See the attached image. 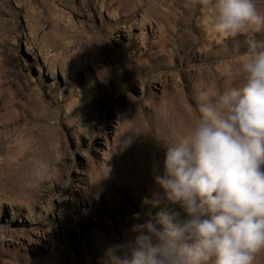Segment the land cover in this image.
Segmentation results:
<instances>
[{
	"label": "rangeland",
	"instance_id": "374dc122",
	"mask_svg": "<svg viewBox=\"0 0 264 264\" xmlns=\"http://www.w3.org/2000/svg\"><path fill=\"white\" fill-rule=\"evenodd\" d=\"M206 10L0 0V264H105L109 246L134 238L135 213L186 218L154 180L166 145L191 126L201 90L241 82L250 40L264 51V30L225 39ZM34 157L50 168L33 188Z\"/></svg>",
	"mask_w": 264,
	"mask_h": 264
},
{
	"label": "clouds",
	"instance_id": "9594fccd",
	"mask_svg": "<svg viewBox=\"0 0 264 264\" xmlns=\"http://www.w3.org/2000/svg\"><path fill=\"white\" fill-rule=\"evenodd\" d=\"M197 2L213 10L210 30L225 39L264 29L257 0ZM239 75L219 94L199 92L191 126L166 145L163 174L154 177L186 218L167 206L135 213L134 238L109 246L105 264H255L264 251V51L251 40ZM49 168L34 157L28 186Z\"/></svg>",
	"mask_w": 264,
	"mask_h": 264
},
{
	"label": "bare ground",
	"instance_id": "6f19581e",
	"mask_svg": "<svg viewBox=\"0 0 264 264\" xmlns=\"http://www.w3.org/2000/svg\"><path fill=\"white\" fill-rule=\"evenodd\" d=\"M204 13V18H209L213 16V10L210 8V10L203 11ZM264 30V29H262Z\"/></svg>",
	"mask_w": 264,
	"mask_h": 264
}]
</instances>
